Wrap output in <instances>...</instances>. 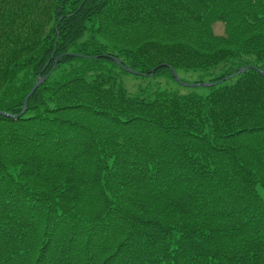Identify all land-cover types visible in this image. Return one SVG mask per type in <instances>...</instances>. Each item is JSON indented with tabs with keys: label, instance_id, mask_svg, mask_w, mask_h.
I'll return each mask as SVG.
<instances>
[{
	"label": "trees",
	"instance_id": "1",
	"mask_svg": "<svg viewBox=\"0 0 264 264\" xmlns=\"http://www.w3.org/2000/svg\"><path fill=\"white\" fill-rule=\"evenodd\" d=\"M258 70L264 0H0V264H264Z\"/></svg>",
	"mask_w": 264,
	"mask_h": 264
},
{
	"label": "rangeland",
	"instance_id": "2",
	"mask_svg": "<svg viewBox=\"0 0 264 264\" xmlns=\"http://www.w3.org/2000/svg\"><path fill=\"white\" fill-rule=\"evenodd\" d=\"M223 28L221 25L216 26V32L222 33ZM180 78L187 84H195L197 82H201L202 80L208 81V77L204 76L202 72H182L180 73ZM124 84L127 87L129 93L133 96H147L153 90H163V89H171L173 91H178L182 94L188 93L191 90L199 93L205 92L202 88L190 89L184 88L180 86L178 83L170 80H162L153 77H146V78H136L133 75H124Z\"/></svg>",
	"mask_w": 264,
	"mask_h": 264
},
{
	"label": "water",
	"instance_id": "3",
	"mask_svg": "<svg viewBox=\"0 0 264 264\" xmlns=\"http://www.w3.org/2000/svg\"><path fill=\"white\" fill-rule=\"evenodd\" d=\"M80 57V56H79ZM61 58V57H60ZM60 58L57 59V61L60 60ZM112 60H114V62H116L119 66H122L121 65V62L116 59V58H112ZM161 67H166V65H161ZM127 72H129L130 74H133V75H136V76H147L148 74H142L132 68H126V67H123ZM252 67H244V68H241L238 72H236L234 75H236L237 73L238 74H242L246 71H248L249 69H251ZM155 71L156 70H153L150 74L151 75H154L155 74ZM262 76L264 77V72L261 71V70H258ZM171 72L174 76V78L176 79L177 83H179L180 85L184 86V87H187V88H199V87H212L214 85H216V83H198V84H187V83H184L181 78L179 77L178 73L174 70V69H171ZM47 77H44V78H38V80L36 81V83L34 84L33 88L31 89V91L28 93V95L25 97L24 99V102H23V109H22V112L21 114L19 115H13V114H9V113H6V112H2L0 111V116H4V117H8V118H13V119H18L20 118L27 110V105H28V102L30 100V98L32 97V95L36 92V90L46 81Z\"/></svg>",
	"mask_w": 264,
	"mask_h": 264
}]
</instances>
